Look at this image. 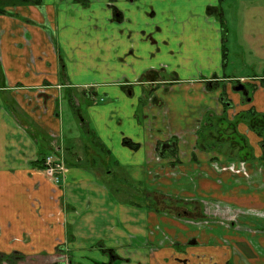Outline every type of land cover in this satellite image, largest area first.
<instances>
[{
    "label": "crops",
    "instance_id": "obj_1",
    "mask_svg": "<svg viewBox=\"0 0 264 264\" xmlns=\"http://www.w3.org/2000/svg\"><path fill=\"white\" fill-rule=\"evenodd\" d=\"M42 2L0 15V255L106 264L105 250H114L120 264H264V257L247 255L245 237L216 240L214 231L204 235L193 223L120 199L94 172L102 155L92 136L109 163L114 159L156 197L217 202L248 218L263 212L261 138L240 121L237 132L257 157L240 161L250 169L240 178L215 171L214 163L228 160L200 145L199 133L206 120L264 115V36L235 39L229 47L241 62L229 71L219 21L233 40L248 23L245 14L264 2ZM237 82L253 88L249 97L234 90ZM161 144H174L175 158L160 157ZM49 155L66 165L61 185L45 176ZM257 236L264 250V232Z\"/></svg>",
    "mask_w": 264,
    "mask_h": 264
},
{
    "label": "rangeland",
    "instance_id": "obj_2",
    "mask_svg": "<svg viewBox=\"0 0 264 264\" xmlns=\"http://www.w3.org/2000/svg\"><path fill=\"white\" fill-rule=\"evenodd\" d=\"M12 1L13 0H0V7L7 5V4H11ZM246 1L247 3H250V4L255 2V0H246ZM257 1L264 2V0H257ZM230 4H231V1H230ZM245 19H248V23L246 22V25H242L241 28L238 29L237 32H234V34L237 35L236 38L234 37L233 40H231V37L225 38L226 40L228 39V41L225 43V45H227L228 48H230L229 47L230 44L232 45L236 44L235 39L237 38L245 44L247 39H249L245 35L253 36L256 34L257 35L262 34L264 36V22H260V21H264V9L252 8L249 12L245 14ZM232 28L234 29V27ZM230 50L231 52L229 53V55L230 54L231 55L226 57V59H228L230 62V65L228 67L229 71L232 67H234L233 64H235V66L237 67H240L239 64L241 62V58L234 57L235 56L234 54L238 51L234 50L233 48L232 49L230 48ZM247 59H249L248 62H252L254 58L249 57V58H246V60ZM232 62H236V63H232ZM258 72L260 73V75H262L264 71L258 68ZM242 73L245 74L246 72L243 71ZM247 74H252V70L250 69L247 70ZM248 88L249 90L250 88L251 90L253 89L250 85H248ZM246 91H248V89ZM239 94L242 96L244 95V93H241V92ZM247 94L250 96L248 92ZM80 99L83 103L82 108L85 109L84 102H83L84 99L81 96H80ZM225 101H228V100H225ZM66 102L69 103V99H67ZM230 103H231L230 108L234 109L233 103L232 102ZM238 119L239 118H237L236 116L235 119L231 121L232 123H235L236 125V127L233 130L232 129L227 130L225 126L220 127L219 121L212 120L210 127H207L204 130L205 132L203 131L202 133L203 137L201 139L200 145L206 147V149H208L209 151L212 149L215 150L219 155L223 156L224 158L228 160L227 164L220 165L219 168L217 164L214 163L215 171H218V172L220 171L221 173L226 172V173H229L230 175L241 178V177H244L245 175L247 176V174L245 173L250 172L249 171L250 169L248 168V166H246V168H244L243 166L238 167V164H240V161H244V163L250 162L251 160H256L257 157H255L254 150L252 151V149L250 148L251 147L249 146L250 144L247 145L246 143V145L251 150V154L247 153L246 150L242 149V147L239 144H236L233 141L232 136L235 133L239 134V132L237 131L239 129L238 128L239 124L241 123ZM225 120L228 121L227 118ZM76 121L79 122V119ZM246 140L248 139L246 138ZM83 146L84 145L82 142L79 143V147L83 148ZM99 150H98V154L102 155V157L100 158V160L98 159V164H99L100 169L103 170L105 166L103 165V163H100V162L102 161V159L104 160V163L105 162L109 163V161H107L104 158V155L101 154L102 152L101 151L99 152ZM248 155H250V157H247ZM109 165L113 169V172L115 173V175L118 177L119 182L122 184V186L126 185V183L129 185V186L126 185L124 187H120V191H118L119 182L116 180V177L113 176V178L108 179L109 183L112 184L114 189L116 190L118 197H122L123 193L119 194L118 192H121V190H124V188L131 189V188H134L133 186H136L138 191L144 192L145 194L152 196L153 199L151 198V196H149L150 200L147 201V205L149 204V206L152 208L151 209L152 211L153 210L157 211L158 213L167 215L172 219L188 221L191 224L193 223L194 229L196 228L200 232L201 231L204 232L203 233L204 235H207L205 234L207 233L206 229L210 230L211 232L214 231V236L216 237V240L235 241V240H239V237L240 239L241 237H245L248 242V246H249L248 249L245 248V252L247 253V255L253 256V254L256 253L254 256L264 257V250H262L261 246L258 244L259 237L257 236L258 234H260V231L264 232V211L258 212V213L255 212L253 216L248 218L243 214L240 215L237 210H234V208L220 207L217 202L214 203L213 205H210V207H208L206 204L201 203L199 200L197 201V199L191 200V201L190 200L185 201V200H182L176 197V195H172V196L164 195V196L156 197L155 195L156 193H152V190L145 188L144 185L139 184V183H134V182L130 183L131 180L125 174L126 173L125 169L121 165H118V163H116L114 159H112V162H110ZM257 170L260 171V178H259L260 187L258 188L261 190L260 192H263L264 194V167L258 168ZM249 175L251 177V174ZM124 180H126L127 182ZM140 187L145 188L144 189L145 191H143ZM134 202L139 203V199L136 198ZM247 219H251V220L253 219L252 223H249L248 222L249 220ZM254 219L261 220V223H258V222L255 223ZM256 243L258 244V246ZM114 254L117 255L115 251H114ZM17 257H15L14 255V256L2 258V255H1L0 264H37L38 261L43 264L46 263L42 260L30 259L24 256H17Z\"/></svg>",
    "mask_w": 264,
    "mask_h": 264
},
{
    "label": "trees",
    "instance_id": "obj_3",
    "mask_svg": "<svg viewBox=\"0 0 264 264\" xmlns=\"http://www.w3.org/2000/svg\"><path fill=\"white\" fill-rule=\"evenodd\" d=\"M42 0H13V2L7 6H26V5H32V6H40L42 5ZM6 10H5V7L3 8H0V14H6ZM264 83V82H263ZM247 97L248 94H247ZM237 118H239L238 120L239 121H244L245 123L248 124L249 128L252 129V132H255L260 138H261V143L262 144V147L264 148V115L263 114H259L257 113L256 111L254 110H251V111H248V112H243L242 114L238 115ZM219 121V126L222 127V126H225L227 130H230V129H234L236 127L235 123H230L226 120H218ZM210 124H211V121L209 120H206L204 122V125L203 127L201 128L200 130V140L202 139L203 137V131L207 128V127H210ZM205 132V131H204ZM92 136H93V142L95 143L96 146H98L100 148V151H102L103 153L105 154H109V152L106 150V148L103 146V144H101V142L98 140L97 136L92 133ZM233 141L236 143V144H239L242 149L246 150L247 153H250L251 154V150L250 148L246 145V139L235 133L233 136ZM124 144L126 146H129V147H136L134 143H132L131 141H128V140H125L124 141ZM174 145V144H173ZM173 145L170 147H168L167 145H163L161 144V147L158 148V153L160 155V157H171V156H176V150H171ZM247 146V147H246ZM263 156V159H264V155ZM247 157H250V155H248ZM43 164L45 162V158L42 160ZM94 172L96 174H98L97 176H101V178L108 184L107 186H110L109 188H111L112 192H114V194L117 195V192L116 190L114 189L113 185L109 183L108 179L109 178H113L116 177V179L118 178L115 173L110 170H101L100 168H94ZM126 174V173H125ZM110 175H112L110 177ZM127 175V174H126ZM127 177L129 178V176L127 175ZM119 182V179L117 180ZM126 181V180H124ZM127 182V181H126ZM130 183H133L132 181H130ZM126 185H128L126 183ZM126 185H123L119 182V185H118V191H120V187H124ZM129 186V185H128ZM127 190H129V188H124V190H121V192H118L119 194L120 193H123L122 197H119L120 199H124V200H128L129 203H132L134 204L135 206H142L144 205L143 203V200L140 201L141 203H134L133 199L131 198H128L125 193H127ZM133 194V193H132ZM118 196V195H117ZM140 198V197H139ZM113 252V251H112Z\"/></svg>",
    "mask_w": 264,
    "mask_h": 264
},
{
    "label": "flooded vegetation",
    "instance_id": "obj_4",
    "mask_svg": "<svg viewBox=\"0 0 264 264\" xmlns=\"http://www.w3.org/2000/svg\"><path fill=\"white\" fill-rule=\"evenodd\" d=\"M13 2V1H12ZM7 5H9V4H7ZM7 5H4V6H2V7H0V8H3V7H5V10H6V12H7V9H9L10 7H19V6H7ZM26 6H32V5H26ZM9 14V12H7L6 14H0V15H8ZM119 15H121V13H119ZM223 18L220 16V18H219V21H221V23H222V29H223V33H224V39H223V41H224V43H225V41H226V35H227V33H226V27H225V21L224 20H222ZM149 40L152 42V43H154L155 45L158 43V41H156L153 37H151V38H149ZM225 52V51H224ZM226 55V54H225ZM240 85H243L244 86V90L243 91H241V93H244V96H247V92L248 93H250V91L251 90H249V88H248V86H247V84L246 85H244L243 83H240V82H237V83H235V85H234V90H235V88L236 87H239ZM248 89V91H246ZM251 89V88H250ZM237 92V91H236ZM237 93H240V92H237ZM224 100H225V98H224ZM226 100H227V98H226ZM231 103L230 102H227L226 101V106H228V105H230ZM74 107H77V105H75L74 104ZM204 125V124H203ZM203 127V126H202ZM175 148H172L171 150H174ZM116 180H118V178L116 179ZM134 188H129V190H127V193H125V195L128 197V198H131V199H133V201L136 199V198H138L139 199V203H141L140 201H142L143 200V203L144 204H146L147 205V201H149L150 199H149V196L147 197V194H145L144 192H141V191H138L137 190V187L136 186H133ZM141 188V187H140ZM143 191H145L144 190V188H141ZM133 193V194H132ZM140 197V198H139ZM151 198H152V196H151ZM153 199V198H152ZM135 203V202H134ZM148 206H149V204H148ZM154 211V210H153ZM157 212V211H156ZM158 213V212H157ZM158 214H162V213H158ZM113 251V252H112ZM105 254H108L109 255V262H107L106 264H120L121 263V261H122V259H120L116 254H114V250H105ZM1 256V255H0ZM12 256H14V255H12ZM18 255H15V257H17ZM3 257H10V256H6V255H2V258ZM18 258V257H17Z\"/></svg>",
    "mask_w": 264,
    "mask_h": 264
},
{
    "label": "built area",
    "instance_id": "obj_5",
    "mask_svg": "<svg viewBox=\"0 0 264 264\" xmlns=\"http://www.w3.org/2000/svg\"><path fill=\"white\" fill-rule=\"evenodd\" d=\"M62 160L55 159L54 156H47L44 162L45 176L55 184L61 185L63 183V176L66 172V165Z\"/></svg>",
    "mask_w": 264,
    "mask_h": 264
},
{
    "label": "water",
    "instance_id": "obj_6",
    "mask_svg": "<svg viewBox=\"0 0 264 264\" xmlns=\"http://www.w3.org/2000/svg\"><path fill=\"white\" fill-rule=\"evenodd\" d=\"M245 88H244V86L243 85H240L239 87H236L235 88V91H237V92H241V91H243Z\"/></svg>",
    "mask_w": 264,
    "mask_h": 264
}]
</instances>
